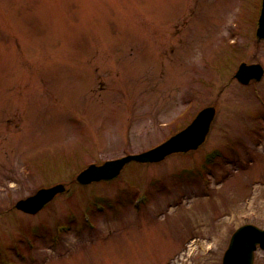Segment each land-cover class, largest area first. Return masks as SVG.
<instances>
[{
    "label": "rangeland",
    "instance_id": "1",
    "mask_svg": "<svg viewBox=\"0 0 264 264\" xmlns=\"http://www.w3.org/2000/svg\"><path fill=\"white\" fill-rule=\"evenodd\" d=\"M259 7L0 0V263L221 264L235 228H264V75L246 85L234 77L242 62L264 68ZM205 106L214 116L195 150L78 182L88 165L159 144ZM207 153L224 157L209 166ZM57 184L63 191L37 213L8 210ZM101 192L115 201L95 213V229L77 231ZM140 195L148 200L136 210ZM70 211L77 223L50 238ZM254 262L264 264V250Z\"/></svg>",
    "mask_w": 264,
    "mask_h": 264
},
{
    "label": "water",
    "instance_id": "2",
    "mask_svg": "<svg viewBox=\"0 0 264 264\" xmlns=\"http://www.w3.org/2000/svg\"><path fill=\"white\" fill-rule=\"evenodd\" d=\"M255 35L257 40L264 39V0H261ZM261 74L262 67L260 64H246L242 62L235 72V77L239 81L246 83L253 77L260 78ZM213 116L214 108L206 106L197 113L184 129L172 135L161 144L138 154H129L118 159L106 161L102 165L91 164L77 176V179L80 182H89L94 179L112 177L119 172L125 162L131 159L157 161L171 152L195 148L203 141ZM62 188L61 185L57 184L50 188L39 189L33 195L18 200L16 206L26 211L35 212L55 192L62 190ZM257 243L264 248V230L251 224L242 225L232 234L228 247L224 252L222 264H256L253 262V250Z\"/></svg>",
    "mask_w": 264,
    "mask_h": 264
},
{
    "label": "bare ground",
    "instance_id": "3",
    "mask_svg": "<svg viewBox=\"0 0 264 264\" xmlns=\"http://www.w3.org/2000/svg\"><path fill=\"white\" fill-rule=\"evenodd\" d=\"M193 243V242H192ZM194 244V243H193Z\"/></svg>",
    "mask_w": 264,
    "mask_h": 264
}]
</instances>
